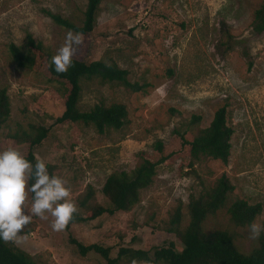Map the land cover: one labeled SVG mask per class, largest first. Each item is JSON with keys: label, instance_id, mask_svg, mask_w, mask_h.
I'll use <instances>...</instances> for the list:
<instances>
[{"label": "rangeland", "instance_id": "obj_1", "mask_svg": "<svg viewBox=\"0 0 264 264\" xmlns=\"http://www.w3.org/2000/svg\"><path fill=\"white\" fill-rule=\"evenodd\" d=\"M86 1L0 0V87H6L10 100L9 117L0 128V150L15 147L25 153L28 144L13 135L30 131L32 124L49 128L34 154L50 174L64 179L76 209L77 197L88 184L95 189V201L106 205L101 187L109 174L131 170L143 157L166 159L129 210L73 223L68 231L53 230L50 214L29 213L30 222L7 242L39 264H105L95 253L80 256L68 233L84 244L111 247L112 256L119 247L152 250L169 241L180 250V241L167 229L174 208L180 205V227L186 226L189 198L225 174L234 188L226 205L208 215L202 227L229 231L238 249L249 252L258 236L250 233L249 225L234 224L227 207L236 198L259 202L262 210L252 223L264 225V32L252 29L254 10L262 0H101L92 31L79 33L82 42L73 58L114 61L128 71L130 81L145 84L133 91L98 78L81 81V110L97 103L126 106L123 126L103 133L82 122L57 125L55 117L64 109L58 88L66 83L41 64L17 67L8 55L9 43L22 45L30 33L53 56L69 29L43 10L80 24ZM220 106L226 107L233 130L228 160L192 159L181 137L191 138L208 126ZM192 115L200 116L199 121L190 124ZM157 140L163 142L162 153L154 149ZM31 204L29 192L25 209ZM120 263L133 264L124 259Z\"/></svg>", "mask_w": 264, "mask_h": 264}, {"label": "trees", "instance_id": "obj_2", "mask_svg": "<svg viewBox=\"0 0 264 264\" xmlns=\"http://www.w3.org/2000/svg\"><path fill=\"white\" fill-rule=\"evenodd\" d=\"M101 0H87L80 24H76L66 17L50 10L43 13L57 25L85 34L92 31L96 13ZM252 29L256 32H264V0L254 10ZM246 54V52H244ZM10 60L21 68L31 69L36 65H44L46 71L59 81L66 83L67 87L58 88L64 98V109L55 117L57 125L73 122H82L92 125L97 132L103 133L108 128L118 129L127 119V109L123 103L114 102L109 105L97 103L88 110H81L78 106L82 86V80L98 78L103 82H117L124 87L139 91L145 84L130 81L128 71L121 68L114 61L102 59L83 61L73 58L68 71L57 73L51 65V53L41 41H37L30 33H26L22 45L13 42L8 45ZM251 62H248V67ZM10 114V100L6 87H0V128L4 125ZM47 116V114H42ZM200 116L192 115L189 123L198 122ZM49 128L32 124L31 130L20 135H13V139L21 143H27L28 149L21 152L30 162L35 164L34 148L49 135ZM232 128L227 123V111L225 106L218 107L208 126L201 128L191 138L181 137L182 144L188 147L189 156L198 159L207 156L212 159L228 160L231 148ZM163 142L157 140L154 149L158 153L163 152ZM166 157L154 161L143 157L142 161L129 171L120 170L109 174L102 187L101 193L106 199V205L95 201V189L88 184L77 197V210L72 219L64 228L69 230L70 225L78 222L93 220L103 214H113L116 211H127L139 201L140 191L148 187L156 174V166ZM34 177L29 179V185ZM225 174H221L214 184L205 189L198 196H191L187 202L188 223L180 227L183 213L180 205H177L170 218L169 232L174 233L182 247L176 249L175 243L169 241L166 245L154 247L152 250H144L132 247H119L116 255H111V247L99 243L84 244L68 233V241L72 244L80 256L88 253L98 254L104 259L105 264H121L122 259L133 264H264V232L258 236L257 245L245 253L238 249L234 243L232 234L224 229L205 231L202 224L206 217L216 213L227 203L233 190ZM262 210L261 203H248L242 198L231 201L227 207L230 220L240 226L250 225ZM0 264H39L26 251L16 247L12 243L0 240Z\"/></svg>", "mask_w": 264, "mask_h": 264}, {"label": "clouds", "instance_id": "obj_3", "mask_svg": "<svg viewBox=\"0 0 264 264\" xmlns=\"http://www.w3.org/2000/svg\"><path fill=\"white\" fill-rule=\"evenodd\" d=\"M82 42L79 33L69 30L65 43L51 57L57 73L68 71L72 65L75 46ZM34 177L29 185V179ZM32 193L30 209H25L28 193ZM70 198V189L63 178L50 174L41 159L33 165L17 148L0 150V240H13L31 220V214H50L53 230H63L76 212ZM250 233L257 237L264 232V225L253 222Z\"/></svg>", "mask_w": 264, "mask_h": 264}]
</instances>
